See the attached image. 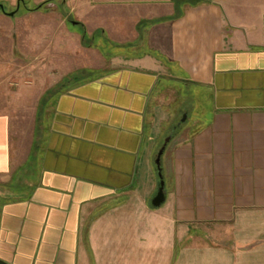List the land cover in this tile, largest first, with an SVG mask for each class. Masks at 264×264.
<instances>
[{"label": "crops", "instance_id": "1", "mask_svg": "<svg viewBox=\"0 0 264 264\" xmlns=\"http://www.w3.org/2000/svg\"><path fill=\"white\" fill-rule=\"evenodd\" d=\"M0 4L1 19L12 20L4 4L19 19L53 16L58 26L45 30L90 46L87 66L52 61L38 73L59 79L51 86L4 96L0 85V260L264 264V0ZM129 47L144 53H121ZM177 85L197 105L190 125ZM170 106L180 118L161 160L165 201L155 207Z\"/></svg>", "mask_w": 264, "mask_h": 264}, {"label": "rangeland", "instance_id": "2", "mask_svg": "<svg viewBox=\"0 0 264 264\" xmlns=\"http://www.w3.org/2000/svg\"><path fill=\"white\" fill-rule=\"evenodd\" d=\"M5 10L12 12L15 11V7H11L8 4H4ZM31 5V4H28ZM24 7H22L21 11H23ZM17 13V11L15 12ZM3 12H0L2 15ZM21 15V14H20ZM20 15H14L12 18H0V26L7 27L8 30L0 31V85L2 87V94L5 96L7 94L18 93L20 91H24L26 89H33L36 91L41 90L43 87H48L53 85L55 82L59 81V79L51 78L45 79L38 77V73L41 72L44 68L48 67L52 61L55 62V66H59V64H63L66 62L70 64V62L79 61V67H84L88 65V51L87 48H90L88 45V41L84 42L83 45L81 43V39L78 36H74L69 31H62L59 27L58 31H48L45 30L47 25L58 26V20L56 17L50 16L41 17V16H30L23 17L19 19ZM8 20V21H7ZM60 22V20H59ZM7 23V24H6ZM23 23V30L17 31V24ZM75 25H72L74 27ZM20 27V25H19ZM75 31L82 32L81 28L75 26ZM18 34H22L21 38L18 37ZM53 37L61 40L62 42L67 38L69 43L67 48L61 47H47L45 43H43L46 39H52ZM17 38H20L17 40ZM85 39V38H84ZM32 40V41H31ZM33 40L35 43H33ZM20 42V44H18ZM102 44L99 39L90 40L89 44L93 47H99L103 52L106 49L110 50L109 46H107L108 42L102 41ZM36 44L37 46H34ZM118 49V48H113ZM136 51V52H135ZM51 52V53H50ZM121 53H125L128 55H140L144 53V50L141 48L139 50H133V48H125L122 49ZM51 54V56L49 55ZM63 64V65H65ZM77 65V64H76ZM78 66V65H77ZM67 68L72 69L74 66L70 65ZM58 71V70H57ZM177 89L180 93H182V99L185 100V105H189V119L187 124L190 125L192 120L197 117L198 110L194 109L197 107L195 103L191 104L188 101L187 93L188 89L183 87L182 85H177ZM186 97V98H185ZM170 101V100H169ZM180 102V101H179ZM178 106V103L173 107ZM2 109H8V105H3ZM171 117L169 115V121L166 123L168 125L163 126V136L161 138V143L163 144L166 138H168L171 133L175 134L177 132L171 124H176L174 122L180 118L177 117L175 120V112L171 108H169ZM19 124L24 133L29 128L31 124V111L22 110L19 112ZM184 115L181 116V120ZM172 120V121H171ZM179 121V120H178ZM174 130V131H173Z\"/></svg>", "mask_w": 264, "mask_h": 264}, {"label": "water", "instance_id": "3", "mask_svg": "<svg viewBox=\"0 0 264 264\" xmlns=\"http://www.w3.org/2000/svg\"><path fill=\"white\" fill-rule=\"evenodd\" d=\"M0 9H2V10L4 9L2 5H0ZM6 14L8 16L12 17L15 15V12H10V13H6ZM185 118H186V115L183 117V121L185 120ZM170 139H171V136L166 138V140L164 141L162 147L160 148V150L157 154L156 160H155V164H156L157 169H158V175L160 178V187H159L157 195L153 199V206H155V207H160L165 201V191H164L165 182L163 180L161 160H162V156L164 154V151H165L166 146H167L168 142L170 141ZM0 264H9V263H7L3 260H0Z\"/></svg>", "mask_w": 264, "mask_h": 264}, {"label": "trees", "instance_id": "4", "mask_svg": "<svg viewBox=\"0 0 264 264\" xmlns=\"http://www.w3.org/2000/svg\"><path fill=\"white\" fill-rule=\"evenodd\" d=\"M47 3H44V4H42V5H40V6H38V7H36L34 10H39V9H41L44 5H46Z\"/></svg>", "mask_w": 264, "mask_h": 264}, {"label": "flooded vegetation", "instance_id": "5", "mask_svg": "<svg viewBox=\"0 0 264 264\" xmlns=\"http://www.w3.org/2000/svg\"><path fill=\"white\" fill-rule=\"evenodd\" d=\"M1 5V4H0Z\"/></svg>", "mask_w": 264, "mask_h": 264}]
</instances>
